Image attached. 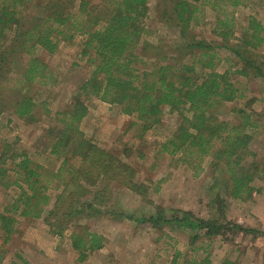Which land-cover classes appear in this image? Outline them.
<instances>
[{"label":"trees","instance_id":"1","mask_svg":"<svg viewBox=\"0 0 264 264\" xmlns=\"http://www.w3.org/2000/svg\"><path fill=\"white\" fill-rule=\"evenodd\" d=\"M43 1V12L27 21L21 16V9L27 1L0 0V114L10 109L16 116L33 121L37 108L31 93L33 86L55 81L38 52L53 54L61 40L72 41L76 36L81 37L79 59L90 67L89 77L76 86L72 102L55 112L59 124L56 129L47 131L51 137V153L56 156L71 154L81 161L80 167H69L68 171L71 175L67 187L73 182L77 192L65 189L59 193L54 208L44 218L52 232L62 235L65 229L63 223L52 220L56 215L59 219H75L78 223V218L101 213L94 207V202L101 200L104 190L92 201L81 197L91 192L82 186L83 179L94 182L97 176L120 175L126 167L112 153L91 143L79 129L80 121L88 112L82 99L92 96L119 105L122 113L134 117L131 125L139 126L142 133L158 124L164 113H177L180 116L177 132L159 145L158 152L172 156L193 154L199 160L206 154L211 155V170L220 169L227 175L226 180L215 179L210 186L213 191L210 205L215 206L213 217L225 207L223 192L233 199H245L251 194L250 182L259 165L254 160H246L253 155L248 150L252 139L248 129L254 131L260 125L245 115L240 117L238 124L229 126L218 120L211 108L217 102L238 98L230 73L248 80L264 79V51H260L264 45V27L261 22L251 17L242 38L230 44L232 23L226 19L218 21L220 25L215 31L222 40L218 46L228 50V54L236 59L230 66L235 68L233 71L218 72L216 55L211 52L216 45L189 37L188 29L197 6L188 0H166L163 9L161 18L172 22L182 42L174 47L153 45L148 41L138 45L146 29L148 0ZM229 2L236 7L241 1ZM16 54L24 56L25 60L22 72L13 76L10 64ZM67 159H62L60 171L68 167ZM180 160L185 161L182 157ZM7 162H10L9 170L14 175L10 176V181L5 180L8 168L0 166L1 185L5 188L14 186L19 193L8 207L0 211L3 245L14 233L18 216L39 218L49 200L45 193L48 176L42 171V165L32 163L24 151L10 150V145L4 143L0 164ZM187 162L192 166L195 161L188 159ZM260 171L262 176L264 162ZM129 184L144 195L141 187ZM63 206L65 210L61 211ZM113 218L149 224L153 228L172 225L189 232L192 243L201 236L212 237L227 230L259 234L237 224L220 223L215 218H198L189 211L166 216L162 209H157L148 214H113ZM77 223L78 231L72 230L70 238L72 248L78 251L82 261L89 252L100 249L103 241L99 235L88 232L85 226ZM3 253L0 251V263Z\"/></svg>","mask_w":264,"mask_h":264},{"label":"rangeland","instance_id":"2","mask_svg":"<svg viewBox=\"0 0 264 264\" xmlns=\"http://www.w3.org/2000/svg\"><path fill=\"white\" fill-rule=\"evenodd\" d=\"M25 1L27 5L21 9V16L27 21L43 12L44 1ZM188 1L197 6L188 29L189 37L216 45L211 51L216 55V70L233 71L235 68L230 66L236 59L228 54V50L218 46L222 43L215 31L220 25L218 21L226 19L232 23L233 37L229 43H237L251 17L264 27V0H240L236 7L229 0ZM165 5L166 0H148L146 29L138 45L145 41L171 47L182 43L172 22L161 18ZM80 39L76 36L72 41L61 40L53 54L38 52L55 81L33 86L31 93L37 104L33 121L16 116L10 109L0 114V152L2 145L8 143L10 150L24 151L32 163L42 165V171L48 176L45 193L49 198L39 218L17 217L14 233L5 245L2 244L0 232V251H4L0 264H264V173L261 176L260 171L264 162V79L248 80L233 73L229 77L237 88L238 98L217 102L211 111L218 120L227 122L229 126L238 124L240 117L245 115L260 125L257 130L248 129L252 134L248 150L253 155L246 160H254L259 165L250 182L252 189L248 197L233 199L223 192L222 203L225 207L213 217L215 206L210 205L213 192L210 186L215 179L226 180L227 175L220 169L211 170V155L206 154L199 160L193 154L184 156L177 153L172 156L158 152L159 145L177 132L180 123L177 113H164L158 124L142 133L139 126L131 125L134 117L122 113L119 105L95 96L88 99L81 97L88 112L80 121L79 129L91 143L112 153L126 167L120 175L109 173L95 177L94 182L84 179L81 182L91 191L81 197L90 201L104 190L101 200L94 202V207L101 213L78 218L80 221L76 222L102 238L103 246L100 249L89 252L84 260H79V253L72 248L70 238L72 230L78 231L75 219H59L57 215L52 217L65 227L62 235L52 232L44 218L54 208L59 193L65 189L77 192L73 182L67 187L71 175L68 171L69 167H80L81 161L71 154L56 156L51 153V137L47 131L56 129L59 124L55 112L65 109L72 102L71 96L76 86L89 77L90 67L79 59ZM263 48L264 45L260 51L263 52ZM24 60L25 57L19 54L13 57L10 64L12 75L22 72ZM64 157H68V167L60 171ZM188 159L195 161L191 165L197 168L190 166ZM0 166L8 168L5 180L10 181V176L14 175L9 170L10 162ZM129 183L141 187L144 195L133 190ZM18 193L14 186L5 188L0 182V211L8 207ZM60 208L61 211L65 210V206ZM157 209H162L166 216L189 211L198 218H215L220 223L237 224L259 234L227 230L212 237L201 236L192 243L189 232L172 225L153 228L149 224H134L126 219L113 218V214H148Z\"/></svg>","mask_w":264,"mask_h":264}]
</instances>
